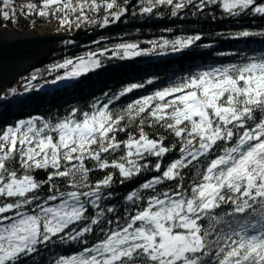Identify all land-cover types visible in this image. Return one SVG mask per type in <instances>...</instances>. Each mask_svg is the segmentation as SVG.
Wrapping results in <instances>:
<instances>
[{
    "label": "snow or ice",
    "instance_id": "6c2138e0",
    "mask_svg": "<svg viewBox=\"0 0 264 264\" xmlns=\"http://www.w3.org/2000/svg\"><path fill=\"white\" fill-rule=\"evenodd\" d=\"M190 5L198 11L215 5L230 17L264 18V0H139L137 14L170 6L177 16ZM18 12L76 27L96 22L93 16L103 12L99 22L107 26L124 16L128 5L127 0L123 6L119 0H36L17 6L15 0H0V20L15 22ZM252 36H264V31L235 33L236 38ZM201 39L195 34L161 38L148 49L121 43L88 52L53 65L50 72L64 71L43 85L34 83L39 77L33 74L24 93L12 88L0 100L78 80L99 69L100 57L109 52L120 59L158 50L179 53ZM240 57L236 63L181 77L119 114L110 108L114 100L144 84L132 83L90 111L73 108L55 123L32 117L8 126L0 133V264H26L29 259L35 264L41 248L57 241L84 247L49 264H264V49ZM129 121L137 122L138 132L118 140L117 133L129 132ZM145 121L165 129L178 145L146 132ZM177 149L179 156L162 166ZM189 167L194 176L186 185L182 174ZM34 169L47 170L46 179H37ZM108 169L116 171L91 182L93 171ZM149 170L159 175L126 196L132 209L124 217L106 219L116 211L102 205L112 198L105 190L114 176L123 184ZM169 181L174 187L158 191ZM45 186L49 191L42 197ZM90 208L95 216L88 215ZM102 221L108 225L100 229L103 238L89 246L85 237Z\"/></svg>",
    "mask_w": 264,
    "mask_h": 264
},
{
    "label": "trees",
    "instance_id": "16d2710c",
    "mask_svg": "<svg viewBox=\"0 0 264 264\" xmlns=\"http://www.w3.org/2000/svg\"><path fill=\"white\" fill-rule=\"evenodd\" d=\"M32 2L31 0H15L17 6L22 3ZM123 6L125 0H119ZM128 12L119 21L102 26L99 22L104 15L93 16L94 23H81L79 27L74 24L62 25L56 18H42L38 16H23L19 12L18 20L9 22L0 20V27L19 32L36 30L62 36H72L81 31L76 40L66 39L59 42L54 50L43 59L34 63L21 75L14 84L3 90V93L10 92V89H17L18 93H24V85L28 78L36 74L39 79L34 83L43 85L45 80H51L56 75L62 74L64 70L50 72L49 69L65 59L75 60L84 57L88 52H100L101 50L114 49L121 43H137L141 49L151 47L152 41H160L161 38L173 40L181 36L200 34L202 39L196 45L179 53H172L169 50L157 51L148 55L133 58H111V52L102 56V66L99 69L90 71L81 76L78 80L62 83L59 86L46 85L35 91L23 95H9L7 99L0 100V133L8 126H14L20 120H27L32 117L42 118L50 123L64 119L71 109L77 108L80 111H90L92 105L98 101L107 102L108 97H115L124 87L132 83L144 84V87L134 89L132 92L114 100L110 106L114 113H122L129 104L137 99L153 94L155 91L165 87L173 86L179 78L190 73L211 67L226 66L240 60V54L251 52L253 49H264V36H252L236 38L235 33L249 30L264 31V18L251 15L239 17L227 16L220 7L209 5L203 11H198L194 6H188L177 16L171 15L170 6H162L158 13L151 15L137 14L139 0H127ZM42 28V29H41ZM45 32V33H46ZM206 45H211L207 47ZM154 82L149 84L147 81ZM107 94V96L105 95ZM138 119V118H137ZM129 132L117 133V139L126 140L128 135L138 132L137 122L129 121L127 125ZM144 129L149 134H155L166 138L169 146L177 144L175 137L160 127H149L145 121ZM179 156L178 149L170 152L163 159L162 166H166L173 159ZM153 163L155 158H152ZM94 162H89L92 167ZM114 169L104 171L96 170L90 174L91 182L102 179L108 172H115ZM37 179H46L47 170H33ZM154 175H159L154 170L142 173L140 176L120 183V176H114V182L110 189L112 198L102 202L103 207H114L115 213H107L106 219L115 220L124 217L126 212L132 209L131 202L126 196L146 180ZM183 182L188 185L194 176V169L189 167L183 171ZM56 186L64 190L62 181L57 180ZM175 182H165L158 186V191H165L174 187ZM48 187L45 186L40 195L48 194ZM147 197L148 193H144ZM96 210L89 209V216H95ZM123 222V221H121ZM108 225L101 222L94 227L92 233L87 234L85 239L90 246L95 241L102 239L101 228L107 229ZM84 247L75 241L65 243L49 244L42 247L39 255L34 257L35 264H49L54 257L61 255L68 256L80 251ZM26 264H33L29 259Z\"/></svg>",
    "mask_w": 264,
    "mask_h": 264
},
{
    "label": "water",
    "instance_id": "95a60500",
    "mask_svg": "<svg viewBox=\"0 0 264 264\" xmlns=\"http://www.w3.org/2000/svg\"><path fill=\"white\" fill-rule=\"evenodd\" d=\"M80 34L81 31L72 36L41 35L35 30L19 32L0 27V94L25 70L50 54L59 42L76 40Z\"/></svg>",
    "mask_w": 264,
    "mask_h": 264
},
{
    "label": "rangeland",
    "instance_id": "374dc122",
    "mask_svg": "<svg viewBox=\"0 0 264 264\" xmlns=\"http://www.w3.org/2000/svg\"><path fill=\"white\" fill-rule=\"evenodd\" d=\"M32 2H33V0H31ZM42 29V28H41ZM36 31V30H35ZM44 32H39V31H36L38 34H41V35H44V34H49L50 35V33H47L45 30H43ZM46 32V33H45ZM55 35H60V34H55ZM7 91H5V93H6Z\"/></svg>",
    "mask_w": 264,
    "mask_h": 264
},
{
    "label": "built area",
    "instance_id": "2783aa9c",
    "mask_svg": "<svg viewBox=\"0 0 264 264\" xmlns=\"http://www.w3.org/2000/svg\"><path fill=\"white\" fill-rule=\"evenodd\" d=\"M33 2H36V0H33Z\"/></svg>",
    "mask_w": 264,
    "mask_h": 264
}]
</instances>
